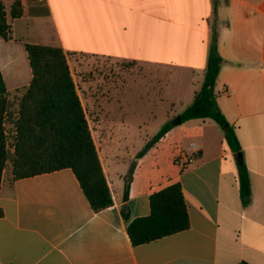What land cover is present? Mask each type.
<instances>
[{"label":"crops","instance_id":"crops-1","mask_svg":"<svg viewBox=\"0 0 264 264\" xmlns=\"http://www.w3.org/2000/svg\"><path fill=\"white\" fill-rule=\"evenodd\" d=\"M1 1L12 31V39L0 38L5 123L13 126L32 78L24 44L62 48L113 202L92 210L70 168L15 178L6 161L0 264H264V0H20L16 18L15 0ZM212 32L223 59L217 104L241 150L229 148L210 118L181 121L187 145L165 173L156 159L145 160L156 157L161 138L140 155L142 144L174 118L175 107L192 103ZM83 59L105 65L87 68ZM129 77L149 82L151 102L144 104ZM239 160L250 179L247 205ZM175 182L188 228L132 245L128 223L149 214L150 195Z\"/></svg>","mask_w":264,"mask_h":264},{"label":"trees","instance_id":"trees-1","mask_svg":"<svg viewBox=\"0 0 264 264\" xmlns=\"http://www.w3.org/2000/svg\"><path fill=\"white\" fill-rule=\"evenodd\" d=\"M22 14V2L13 1L10 16L16 18ZM11 32L4 4L0 0V38L12 39ZM24 47L32 78L18 102L11 159L13 176L18 178L70 168L92 210L99 211L112 205L108 182L65 53L56 46L25 43ZM222 61L216 33L212 32L203 82L180 117L182 122L204 118L214 120L223 129L226 144L238 154L241 147L234 128L217 104L215 85ZM8 107L6 87L0 73V182L9 155L4 127ZM170 128V123L163 125L146 143L140 155ZM238 181L241 202L247 205L250 201V179L244 163L238 165ZM149 204V214L136 217L127 225L132 245L188 228V212L179 182L153 192ZM239 264L250 263L242 261Z\"/></svg>","mask_w":264,"mask_h":264},{"label":"rangeland","instance_id":"rangeland-1","mask_svg":"<svg viewBox=\"0 0 264 264\" xmlns=\"http://www.w3.org/2000/svg\"><path fill=\"white\" fill-rule=\"evenodd\" d=\"M83 61H84V66L87 67V68H94V67L101 68L103 65H105L104 61H98L96 66L93 65L91 62L88 63L87 60L83 59ZM128 83L130 85L135 86L137 93L140 90H141V92H143L144 104H147V103L151 102V100H152L151 97H150L151 91L148 92V89H150L149 88V85H150L149 82H147L146 84H145V82L144 83H141V82L138 83V82L135 81L134 77H129L128 78ZM172 97L175 98V99L177 98L175 95H173ZM182 110H183V108H180L178 106L175 107L173 109L175 116L178 115L177 113L182 111ZM153 111H155V110H153ZM156 111L158 112L157 113V117L161 121L164 118V114H165L164 106L159 104V107L157 108ZM10 112H12V110H10ZM144 115H145V113H144ZM172 119L173 118H170V120L169 121L167 120L166 123H171ZM210 120H212V119H210ZM212 123L214 124L215 128H217L216 129L217 132L219 134L223 135L224 134L223 129L214 120H212ZM161 125L163 126V124H161ZM178 126L179 125L173 126V127L171 126L172 127L171 131L168 132L165 136H163V137L161 136L160 137L161 140H160V142H159V144L157 146V149H153L152 150V152H154L156 154V157H153V155H152L153 153H147L148 155L145 157L146 161L147 160L151 161V160L156 159L158 161V164L160 166L164 167L163 170H164L165 173L168 172L167 169H169V168H171L173 166L172 157L174 155L178 154L179 151L183 148V146L187 145V139L181 138V134L179 132ZM4 127H5V131H6V135H7L8 150H11V149H13V141H14V138H13L14 137L13 136L14 135V124H13V126H11L8 123L6 124L4 122ZM219 134H217V135H219ZM148 142L149 141H143V144H142L143 146L142 147H144L146 145V143H148ZM134 143L136 145L140 144V142H134ZM11 159H12V152L9 151V155H8V159H7L8 166L11 165ZM165 166L168 167V168H165Z\"/></svg>","mask_w":264,"mask_h":264},{"label":"water","instance_id":"water-1","mask_svg":"<svg viewBox=\"0 0 264 264\" xmlns=\"http://www.w3.org/2000/svg\"><path fill=\"white\" fill-rule=\"evenodd\" d=\"M180 123H181V117H180V114H178L172 119L171 124L178 125ZM238 162L241 163V160H239Z\"/></svg>","mask_w":264,"mask_h":264}]
</instances>
